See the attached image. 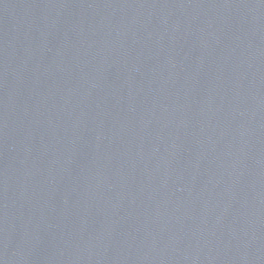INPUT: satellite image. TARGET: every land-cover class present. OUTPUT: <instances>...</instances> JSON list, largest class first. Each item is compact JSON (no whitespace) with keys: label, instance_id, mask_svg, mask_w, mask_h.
I'll use <instances>...</instances> for the list:
<instances>
[{"label":"water","instance_id":"water-1","mask_svg":"<svg viewBox=\"0 0 264 264\" xmlns=\"http://www.w3.org/2000/svg\"><path fill=\"white\" fill-rule=\"evenodd\" d=\"M0 264H264V0H0Z\"/></svg>","mask_w":264,"mask_h":264}]
</instances>
